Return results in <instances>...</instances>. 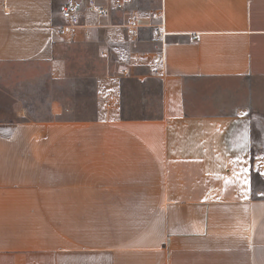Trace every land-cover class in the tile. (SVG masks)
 I'll use <instances>...</instances> for the list:
<instances>
[{"label":"crops","instance_id":"crops-1","mask_svg":"<svg viewBox=\"0 0 264 264\" xmlns=\"http://www.w3.org/2000/svg\"><path fill=\"white\" fill-rule=\"evenodd\" d=\"M70 1L0 0V62L90 80L0 117V264H264V114L190 108L207 79H264V0H95L85 40L59 34Z\"/></svg>","mask_w":264,"mask_h":264},{"label":"rangeland","instance_id":"rangeland-1","mask_svg":"<svg viewBox=\"0 0 264 264\" xmlns=\"http://www.w3.org/2000/svg\"><path fill=\"white\" fill-rule=\"evenodd\" d=\"M68 51L82 52L76 47H69ZM76 65L80 66L81 60H78ZM72 70L75 71V69ZM83 76L66 81L58 80L52 78L49 64L46 62H0V117L10 118L13 103L17 100L19 105L27 111L28 118L48 119L52 101L73 94L67 90V83L90 81ZM207 80L201 83L198 91L194 92L190 98L192 111L231 113L239 106H243L258 114H264L263 78H210ZM86 93L85 90L79 91L76 93L77 97L72 98L73 105L79 110H84L86 106L91 105V101L85 97ZM257 184L264 190V178L258 176Z\"/></svg>","mask_w":264,"mask_h":264},{"label":"built area","instance_id":"built-area-1","mask_svg":"<svg viewBox=\"0 0 264 264\" xmlns=\"http://www.w3.org/2000/svg\"><path fill=\"white\" fill-rule=\"evenodd\" d=\"M124 8L125 0H115L114 10L120 11ZM83 10H87L99 16L107 15L110 11V8L107 5L100 2L98 3L95 0H71L64 6V9L61 13V17L64 19V23L59 27V34L61 36H67L75 40H85L90 37V27L87 24L81 22L80 14ZM154 16H157V14ZM159 16L162 19V24L157 28V30H154L152 34L155 39H158L164 45L166 42L167 33H165L163 27L164 16L162 14ZM140 28L141 24L136 13H131L130 19L126 24V29L127 34L133 38V45L137 44ZM152 61L153 63L158 64L161 61V57L154 56L152 57ZM124 73L128 74L130 71L125 69ZM113 101L114 98L111 97L107 101L108 106H112Z\"/></svg>","mask_w":264,"mask_h":264}]
</instances>
